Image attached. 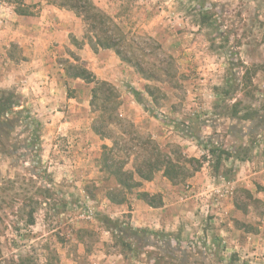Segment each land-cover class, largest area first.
Returning a JSON list of instances; mask_svg holds the SVG:
<instances>
[{"label":"rangeland","instance_id":"374dc122","mask_svg":"<svg viewBox=\"0 0 264 264\" xmlns=\"http://www.w3.org/2000/svg\"><path fill=\"white\" fill-rule=\"evenodd\" d=\"M92 1L123 34L130 64L156 73L155 80H146L108 50L120 71L110 84L126 130L130 123L161 148L176 145L188 157L207 156L211 164L175 186L157 173L126 203L111 204L106 192L114 180L100 171L99 161L102 146L112 144L91 129L97 115L88 104L92 85L62 80L72 101L62 94L51 112L42 108L44 101L36 104L32 91L26 93L29 80H9L0 61V90L20 96L40 125L38 166L22 148L24 126L0 140V264H264V0H206L211 17L204 25L195 0ZM43 2L25 10L37 15L60 0ZM84 34L81 22L78 39L68 36L72 51L64 45L55 53L54 69L76 64L73 40L87 45ZM17 48L6 50L19 60ZM129 89L141 94V103ZM209 142L239 159L214 171L204 149ZM39 186L43 198L34 195ZM140 192L156 196L157 207L142 201ZM32 208L35 224L26 227L25 213ZM104 217L158 236L140 232L128 250L102 223Z\"/></svg>","mask_w":264,"mask_h":264},{"label":"trees","instance_id":"16d2710c","mask_svg":"<svg viewBox=\"0 0 264 264\" xmlns=\"http://www.w3.org/2000/svg\"><path fill=\"white\" fill-rule=\"evenodd\" d=\"M198 3L197 13L200 18V24L204 25L211 17V12L205 8L206 0H195ZM17 4V3H16ZM19 4V2H18ZM19 6V7H18ZM15 7V13L20 16L31 15L24 6ZM57 7L72 12L77 18H80L85 28L84 39L87 45L94 52L100 50H111L120 60L126 64L132 63L123 52L124 36L118 30L112 19L101 11L92 0H60ZM74 45L76 49H81L83 43H78L76 39ZM12 49H14L12 47ZM15 50V49H14ZM10 56L12 58L13 54ZM73 62L63 68L66 80H80L85 85H92L90 90L89 107L91 112L97 114L92 121L91 129L94 134L101 139L111 141V147L102 146V154L100 156V171L107 173L113 178L114 187L107 190L106 199L114 205H122L126 203L127 196L134 190L142 187V183L153 180L157 173L161 175L175 186L185 183L194 173L200 170L203 163L211 164V160L207 156L200 159L186 156L181 148L176 145H166L161 148L150 135L146 137L139 136L137 132L132 131L133 125L128 123L131 130H126L125 123L119 118L118 109L120 103L115 87L106 81L96 80L94 75L86 68L85 64L77 56L73 57ZM131 65V64H130ZM137 73L146 80H155V74L148 70H144L141 66L131 65ZM130 94L138 103L142 102L139 92L129 89ZM20 96L14 92L0 90V140L4 136L9 137L14 129L18 126H24L23 132L27 133L26 143L22 148L28 153L33 154L32 162L34 165H40L39 155V133L40 125L30 113L21 104ZM249 118V115L242 119ZM126 125V126H127ZM117 130L114 134V130ZM207 155L213 158L214 164L212 169L219 171L222 163L231 158L239 159L236 152L226 150L221 145L209 142L204 146ZM130 164V170H126V166ZM29 174L33 177L37 176V171ZM32 181V179H31ZM33 184V183H32ZM33 187L35 185L33 184ZM12 186L5 188L10 191ZM45 188L39 186L35 189L34 195L40 198L44 197ZM33 195V196H34ZM140 199L150 207H157L154 197L147 192L138 193ZM33 202V198H28ZM39 204L38 202H35ZM43 204V203H42ZM35 210L29 209L25 213L24 224L31 227L35 224ZM102 223L107 229L115 234L118 239L131 250L138 233L158 236V232H146L133 228H121L116 221L109 218H103ZM1 234V230H0ZM136 240V239H135ZM170 242H166L165 246H169ZM1 254V252H0ZM27 260L23 259L18 264H25Z\"/></svg>","mask_w":264,"mask_h":264},{"label":"crops","instance_id":"0c3cea01","mask_svg":"<svg viewBox=\"0 0 264 264\" xmlns=\"http://www.w3.org/2000/svg\"><path fill=\"white\" fill-rule=\"evenodd\" d=\"M17 1L25 8L32 4H45L43 0ZM15 7L16 3L6 0L0 3V61L7 70L4 75L9 80H29L24 88L26 93L32 91L37 98L34 100L36 104L44 101L45 106L42 108L52 112L54 105L61 100L62 94L66 98L62 83V80H65L64 71L54 69V56L64 45L72 51L68 45V36L73 35L78 39L81 22L72 12L53 5H45L37 15L27 16L17 15ZM11 44L18 47L22 54L21 59L17 60L10 56L6 49ZM109 55L112 54L108 50L94 53L87 45L78 50L80 60L86 64V68L96 80L114 83L115 74L120 71L115 68ZM104 58L112 60V65L109 66ZM102 63L104 66H100ZM66 100L72 101L67 98Z\"/></svg>","mask_w":264,"mask_h":264}]
</instances>
